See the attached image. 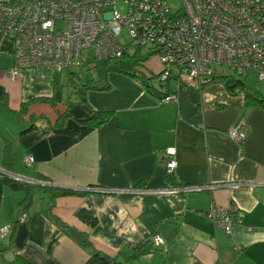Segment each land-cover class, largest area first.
Wrapping results in <instances>:
<instances>
[{
	"label": "crops",
	"instance_id": "obj_1",
	"mask_svg": "<svg viewBox=\"0 0 264 264\" xmlns=\"http://www.w3.org/2000/svg\"><path fill=\"white\" fill-rule=\"evenodd\" d=\"M13 58L0 32V166L26 180L0 175V227L10 225L0 264H84L94 252L122 264H264L263 108L220 82L171 79L174 98L160 100L120 72L97 81L93 69L66 97L50 68L12 78ZM87 77L110 88L82 93ZM91 110L111 114L96 127L76 121ZM240 117L246 135L236 141L227 130ZM227 180L253 184L208 187ZM52 187L75 192L52 197ZM230 203L241 216L227 234L206 212Z\"/></svg>",
	"mask_w": 264,
	"mask_h": 264
},
{
	"label": "built area",
	"instance_id": "obj_2",
	"mask_svg": "<svg viewBox=\"0 0 264 264\" xmlns=\"http://www.w3.org/2000/svg\"><path fill=\"white\" fill-rule=\"evenodd\" d=\"M180 1V8L172 11L166 0H0V32L11 36L13 44L9 74L17 78L30 67L69 68L72 59L89 49L99 61L138 47L156 53L159 76L177 85L200 87L220 71L218 66L238 75L253 69L257 80L264 81V0ZM68 88L72 90L69 84ZM245 126L240 117L228 136L242 141ZM174 155L173 147L163 151L169 170L175 167ZM24 162L31 166L33 156H25ZM0 175L24 180L8 171ZM252 184L227 180L208 187ZM206 213L227 234L241 216L235 203L213 205ZM9 229L10 225L0 227V238Z\"/></svg>",
	"mask_w": 264,
	"mask_h": 264
},
{
	"label": "trees",
	"instance_id": "obj_3",
	"mask_svg": "<svg viewBox=\"0 0 264 264\" xmlns=\"http://www.w3.org/2000/svg\"><path fill=\"white\" fill-rule=\"evenodd\" d=\"M143 50L141 48H130V49H124L120 52V54L117 57H114L112 59L107 60H95V63L88 67V71L91 72L93 69L97 76V81H102L105 79L110 72H120L123 73L137 81H139L145 89L153 96L157 97L161 100L164 96L167 94H174L169 92L168 88V82L163 81L161 79V76L158 77L160 79V89H156L151 84V78L153 77L151 75V72H146L144 69V64L147 62V59L151 53L148 51L142 52ZM94 58V57H93ZM71 68H68V70ZM70 75H74V78H71L69 81V85L73 88V84L78 82L77 78V72L75 71H69ZM97 81L92 80L91 78H86V81L84 82L82 86V93L86 92L89 89L94 90H107L110 88L109 83H104V85L99 86L97 85ZM210 82H220L222 83L227 91L230 94H242L245 98V101L247 104L256 105L264 109V94H261L256 88L249 87L246 85L238 76V74L234 73H224L222 70L218 71L215 70L213 74L210 76L209 81L205 84H208ZM202 84L199 88L200 89L203 85ZM1 104V103H0ZM25 103H22V107H24ZM22 110L19 109V113ZM67 111L64 112L63 115H66ZM110 112L108 111H98V110H91V112L86 117H78L76 121L79 124H90L93 126H98L101 123L105 122L108 117L110 116ZM56 129V128H55ZM57 131L61 132H76V129H70L67 127H64L63 125L57 126ZM6 178V177H5ZM9 177H7L8 179ZM11 179V178H10ZM13 180V179H12ZM15 182V183H14ZM13 187H19L21 186V183L17 180H13V182H10ZM50 195L52 197L57 195H65L69 193H73L75 191L65 188H47ZM77 192V191H76ZM84 264H122L118 262V260L111 259L105 255H102L98 252H94L86 261Z\"/></svg>",
	"mask_w": 264,
	"mask_h": 264
},
{
	"label": "rangeland",
	"instance_id": "obj_4",
	"mask_svg": "<svg viewBox=\"0 0 264 264\" xmlns=\"http://www.w3.org/2000/svg\"><path fill=\"white\" fill-rule=\"evenodd\" d=\"M168 6L172 11H176L177 9L180 8L181 6V1L180 0H166ZM132 49V48H131ZM147 49H143L142 52H145ZM94 52L93 50L89 49L85 52L82 53L80 57H76L72 59L70 67L72 68V71L78 72L77 73V78L79 77V81L75 84H73V87L80 88L78 85L80 81H84L83 78H85L87 75L88 77L91 74H88V67L93 65L95 63L94 61ZM144 69L146 72H151L152 78H151V84L157 89H160L162 87L160 85V79L158 77V73L160 71V63L158 60V57L156 53H152L149 55L147 62L144 64ZM220 70L224 73H232L228 68L223 67V66H218ZM46 68V67H45ZM55 72V71H53ZM68 68H63L57 70V75H60V80H58V87L60 88L61 92L64 93L66 97L68 96H73L76 98V94L73 92L71 93L68 88L67 84V79H68ZM94 76V73H92ZM239 78L249 87H254L256 88L261 94H264V81H259L257 80V74L256 71L253 69H248L245 73L238 75ZM78 92V90L74 91ZM129 263V262H128ZM130 264V263H129Z\"/></svg>",
	"mask_w": 264,
	"mask_h": 264
},
{
	"label": "water",
	"instance_id": "obj_5",
	"mask_svg": "<svg viewBox=\"0 0 264 264\" xmlns=\"http://www.w3.org/2000/svg\"><path fill=\"white\" fill-rule=\"evenodd\" d=\"M0 171H8L9 172V170H7L5 167H3V166H0ZM10 174H13V175H15L14 173H11V171L9 172ZM25 180V179H24ZM26 181V180H25ZM191 186H193V185H191ZM194 189H196L194 186L193 187H189V189H187V191H197V190H194ZM186 191V190H185Z\"/></svg>",
	"mask_w": 264,
	"mask_h": 264
},
{
	"label": "bare ground",
	"instance_id": "obj_6",
	"mask_svg": "<svg viewBox=\"0 0 264 264\" xmlns=\"http://www.w3.org/2000/svg\"><path fill=\"white\" fill-rule=\"evenodd\" d=\"M146 51V50H145ZM152 54V53H151ZM167 149V148H166Z\"/></svg>",
	"mask_w": 264,
	"mask_h": 264
}]
</instances>
